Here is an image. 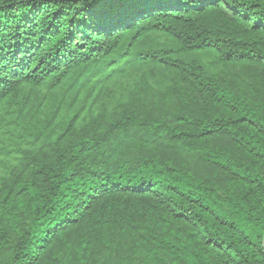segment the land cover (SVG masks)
Segmentation results:
<instances>
[{
	"label": "trees",
	"instance_id": "trees-1",
	"mask_svg": "<svg viewBox=\"0 0 264 264\" xmlns=\"http://www.w3.org/2000/svg\"><path fill=\"white\" fill-rule=\"evenodd\" d=\"M264 0H0V264H264Z\"/></svg>",
	"mask_w": 264,
	"mask_h": 264
},
{
	"label": "snow or ice",
	"instance_id": "snow-or-ice-1",
	"mask_svg": "<svg viewBox=\"0 0 264 264\" xmlns=\"http://www.w3.org/2000/svg\"><path fill=\"white\" fill-rule=\"evenodd\" d=\"M103 3H125L126 0H102Z\"/></svg>",
	"mask_w": 264,
	"mask_h": 264
},
{
	"label": "water",
	"instance_id": "water-1",
	"mask_svg": "<svg viewBox=\"0 0 264 264\" xmlns=\"http://www.w3.org/2000/svg\"><path fill=\"white\" fill-rule=\"evenodd\" d=\"M263 247H264V241H263Z\"/></svg>",
	"mask_w": 264,
	"mask_h": 264
}]
</instances>
